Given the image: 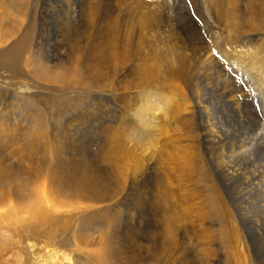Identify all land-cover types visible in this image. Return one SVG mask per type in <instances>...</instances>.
Instances as JSON below:
<instances>
[{
	"label": "bare ground",
	"instance_id": "bare-ground-1",
	"mask_svg": "<svg viewBox=\"0 0 264 264\" xmlns=\"http://www.w3.org/2000/svg\"><path fill=\"white\" fill-rule=\"evenodd\" d=\"M59 1V11L51 14L56 19L51 18L52 21L47 25L49 29L46 43H50V48H47L46 57H43L42 53H38L41 51L37 47L38 51L31 59L32 72L44 83L57 84L64 78L67 79L66 89L83 87L88 91L95 90L102 98L106 97L112 102L118 99L117 93L130 94L118 101L120 106L117 119L108 121L105 127L102 126L107 136L103 157L112 172L108 177L102 178L86 164L77 163L76 159L72 158L70 163L62 161L61 156L68 152V140L58 127V115L72 113L76 109L75 104L72 100L71 103L68 102L70 99L59 103L37 101L43 108L42 111L20 108L26 119L30 120L29 125L21 132L29 139L25 142L29 146L26 150L28 158L46 153L49 156L39 159L37 167L28 174H16L10 169L7 171L0 167V209L6 208V203L13 199L23 206L19 212L25 209L37 222L65 229L69 222L59 221L53 217V210L48 205L43 206L40 203L34 189L39 182H43L54 201L85 202V208H90L128 201L135 181L150 170L152 164L159 172L152 181L154 183H151L155 186L152 207L159 214L154 216V225L145 230L134 229L129 225L131 229L128 231L114 232L112 235L105 231L100 233L102 245L105 243L109 247L103 248L102 254L93 255L92 259L100 261L101 264H171V259L175 256L190 258L188 243L192 240L205 251V264H217L218 257H210V254H215L213 245L216 237L209 224L202 223L201 228L196 230L191 225L187 226L191 224L187 215H172L176 207L173 201L175 195L170 185L191 175L194 163L199 165L201 160L196 153L190 154L186 172L183 167V175H180L176 168L168 166L166 160L169 158L165 156L162 142L169 143L176 133H180L176 128L182 120L188 126L191 124L195 130L201 131L196 139L194 137L190 141L193 149L201 144L222 143L224 138L230 136L227 133V136L224 134L219 139L213 138L215 134L209 130L207 123L209 110L200 105L203 101L200 100V85L198 86L197 81L203 82L204 75L207 79V71L211 67L220 68L223 72H235L244 83L241 86L235 81L237 79L229 80V84L225 81L228 86H220L214 90L225 100L222 103L227 106L228 112L221 114L223 118L227 122H244L247 125L252 121L255 123L252 116L257 109L254 107V111L251 108L253 101L251 105L248 104L249 80L246 81L242 75H250L264 89V0H244L249 5L252 1L260 3L262 7L258 11L251 7L246 8L247 10L238 9L236 4L240 0H191L190 8L181 4L182 0L176 6L175 3L171 6L166 0H116L126 5L127 9V15L119 21H116L109 6L105 5L109 0ZM168 28L169 33L161 32L164 29L168 31ZM176 31L181 33H174ZM29 39L12 48L8 57L0 58V64L12 75H20L18 62L22 52L29 47ZM161 44L166 48L164 53L157 50V46ZM64 47L66 51L62 52ZM215 51H219L221 55ZM148 52L154 57L153 66L148 65ZM62 53L66 56H62ZM48 59L56 63L50 67ZM220 62H223L222 67ZM71 78H74L72 82ZM158 84L160 87H157ZM185 88L194 95V105L185 100ZM82 96L85 97V94ZM1 105L0 103V107ZM12 115L15 117L16 114L12 112ZM4 118L5 114L0 111V138L8 140L13 132L10 133L2 125ZM256 136L264 138V134ZM17 142L14 138L10 144L16 145ZM256 143L255 151L264 152V141L257 140ZM248 160L246 152L241 151L233 157L232 163L235 165H229V168L233 170L239 162L246 163ZM230 170L220 167L216 172L225 174L229 181H239L247 187L260 185L259 173L250 171L247 172L250 175L245 173V176L236 173V169L232 172ZM171 180L176 182L172 183ZM181 201L184 202L185 198L181 197ZM258 209L262 213L260 220L250 223L249 226L253 225L254 231L261 237L254 250L261 255L258 262L261 264L264 258V206L260 205ZM249 213L239 216L250 221L247 216L251 215ZM225 218L230 222L228 215ZM90 219L88 221L86 218L82 222L84 228L76 234L80 246H87L83 233L90 227ZM30 230L34 234L38 233L36 227L31 226ZM229 232V236L224 234L219 237L222 246L225 242L230 243L233 232ZM116 241L115 248L113 246H116ZM32 245L30 243L31 248ZM234 257L235 254L230 250L225 263L235 264Z\"/></svg>",
	"mask_w": 264,
	"mask_h": 264
},
{
	"label": "rangeland",
	"instance_id": "rangeland-1",
	"mask_svg": "<svg viewBox=\"0 0 264 264\" xmlns=\"http://www.w3.org/2000/svg\"><path fill=\"white\" fill-rule=\"evenodd\" d=\"M166 1L171 6L174 3L176 6V3L181 0ZM240 1L236 4V7H239L238 9L247 10L246 8L251 7V9L258 11L262 7L260 3L255 1L250 2V5L244 0L241 3ZM180 3L189 8L192 5L191 0H182ZM60 5L59 0H0V58L8 57L12 48L20 45L25 39L30 38L29 47L22 52L18 62L20 75H12L9 70L7 71L0 64V103L3 105H1L0 111L5 114L2 125L8 128L10 133L13 132L12 137L9 136L10 139L8 140L0 138V167L2 170L10 169L16 174H28L29 172L32 173L37 167L39 159H42L43 156L44 158L49 156L46 153L43 156L36 157L34 155L35 157L28 158L26 150L29 146L25 145V142L29 139L28 137L26 139L25 135H23L24 132L21 131L29 125L30 120L29 118H27L28 120L26 119L21 109L25 107V110L42 111L43 108L36 103L37 101L43 102L46 100L52 103L53 101H55L54 103H59V101L66 102L70 99L68 102L72 100L71 102L75 104L76 109L70 114L64 113V115L62 113L58 115V127L68 140L66 146L68 152H66V155L61 156V160L70 163L72 158L76 159L77 163L86 164L95 174L106 178L112 172V169H110V165L103 157L106 150L104 147L107 136L102 126L105 127L104 125L108 121L117 119L120 106L118 101H120L121 97H129L130 94L117 93L118 99H114V102H112L106 97L102 98V95L95 90L88 91L83 87L66 89L65 83L67 79L64 78L57 84H51L44 83L35 77L32 72V55L34 56L40 50L41 52L38 51V53H42L43 57H46L45 51L50 48V43H46V35L49 29L47 25L54 18L51 14L59 11ZM105 5L109 6L108 8L109 10L111 9L112 13L114 12L116 21L127 15L126 5H122L120 1L109 0ZM164 30L161 32H165V34L170 32L169 28L168 31L167 29ZM175 30L177 29L175 28ZM177 32L181 33L180 31L174 33ZM51 45L53 46L52 42ZM37 47H39L38 50ZM165 49L162 44L157 46V50L160 53H164ZM65 51L64 47L62 52ZM215 53L221 55L219 51H215ZM64 55L65 53H62V56ZM147 59L150 60L148 65L153 66L155 63L154 57L149 52ZM48 60L50 67L56 63L52 59ZM222 63L220 62V67H222ZM207 74V79H205L204 75L203 82L200 80L201 83L197 82L198 86L200 85L198 88L200 100L203 101L200 105L205 106L209 110L208 128L215 134L214 137L212 136L214 139H219L218 137L221 138L224 134L227 136V133L230 136L227 139L224 138L222 143L201 144L193 149L190 141L192 142L191 139L194 137L196 139L201 131L195 130V127H192L191 124V127L188 126L182 120L180 121L181 125L178 123L176 128L180 130V133H173L175 134L174 138L169 143L162 142L165 147V156L169 158L166 160L169 164L168 166L176 168L175 170L180 175H183V169L186 172V163L189 161L188 157L190 154L196 153L201 160L199 165L194 163V169L187 178H181L179 183H174L176 181L171 180L174 184H171L172 186L170 185V187L175 195L173 199L175 205H173L176 207L172 215H187L191 220V224L189 223L187 226L191 225L196 230L201 228L202 223L209 224L216 237L213 245V253L215 254H210V257L216 255L218 257L217 264H226V255L230 250L235 254V264H258L261 255L255 253L254 250L258 246L261 237L256 234L252 227L253 225L249 226V224L260 220L262 213L260 211L261 207L260 209L258 207L260 205L264 206V152L255 151L257 150V140L264 141V138L256 136L264 134V89L250 75H242L246 81L249 80L248 90L250 95H248V104L251 105L253 101L251 108L254 109L255 107L257 109L256 111L254 109L255 113L252 116L255 123L252 121L247 125L244 122H227L221 115L228 112L227 106L222 103V100L223 102L225 100L215 93L214 90L220 88V86H228L226 83L229 84V80L234 81L237 79L235 81L241 86H244V83L235 72L229 70L223 72L220 68L214 69L211 67ZM73 80L74 78H71V82ZM157 87H160V85L158 84ZM185 90L187 91V88ZM186 91L183 93L185 100L187 99V103L194 105V95L189 90ZM83 93L85 97L82 96ZM185 94L188 95L186 96ZM236 94H240V92H236ZM257 98L260 100L258 101ZM112 103L114 104L112 105ZM13 104H15L16 108ZM54 109L55 107H53ZM12 112L16 114L14 115L15 117H13ZM250 124L253 126L251 127ZM212 132L211 134H213ZM191 133L194 135H191ZM234 135L235 137H233ZM14 138L18 140L16 145L10 144V141ZM172 141L173 145H171ZM239 149L246 152L249 162H239L233 170L235 171L236 169V173L244 175L245 173L248 174L247 172L250 173V171L259 173L260 181L258 184L260 185L258 186L257 184L258 187L253 185L252 187H247L239 181H229L225 174L216 172L220 167L230 170L229 165L231 167L235 165V163H232L233 157L241 152ZM256 152L259 153L257 154ZM178 154L181 156L179 157ZM149 169L142 175L143 177L141 176L135 181V186L132 188L133 191L130 193L131 197L128 198V201L108 203L102 206L97 205L90 208H85L87 204L85 202L58 203V201H54L47 193L43 182H39L34 186V189L40 203L43 206L48 205L47 207L53 210V217L59 221L69 222L65 229L53 228L47 223L41 224L37 222L31 214L28 215L26 213L25 209L19 212L23 206L17 203L16 200H10V202L6 203V208L0 209V264H101L100 261L92 259L93 255L102 254V249L109 247L105 243L102 245L103 241L100 239V233L104 231L109 234L114 232L121 233L128 231L131 227L145 230L150 225H154V216L159 214L152 207V194L155 193V186H152L154 183L152 181L158 176L159 172L152 164H150ZM233 170L231 169L230 171L232 172ZM181 197L185 198L184 202L181 201ZM245 213L253 215H247L250 217V221L239 216ZM226 215L230 217V222L226 220ZM2 216L3 218H1ZM86 218L88 221L91 218L90 222H88L90 227L83 233L87 246H80L77 243L78 235L76 234L83 230L82 222ZM230 225L231 227H229ZM29 226L36 227L38 233L34 234ZM229 230L233 232L232 238L229 239L230 243L229 241L228 243L225 242L222 246L219 237L224 234L229 236ZM30 243L33 244L32 248ZM188 245L190 258L183 259L181 256H175L174 259H171V264H205L207 257L201 245L192 240H189ZM113 247H117V241L116 246ZM39 260H43V262H39ZM262 261L263 263L261 264H264V258Z\"/></svg>",
	"mask_w": 264,
	"mask_h": 264
}]
</instances>
